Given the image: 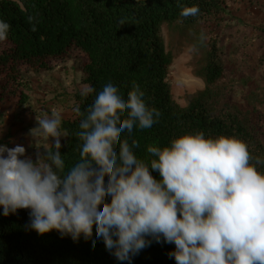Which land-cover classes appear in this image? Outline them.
<instances>
[{
    "label": "clouds",
    "instance_id": "clouds-1",
    "mask_svg": "<svg viewBox=\"0 0 264 264\" xmlns=\"http://www.w3.org/2000/svg\"><path fill=\"white\" fill-rule=\"evenodd\" d=\"M199 11L181 6L183 17ZM27 19L36 31L35 18ZM10 28L0 19V41ZM95 91L84 86L81 95ZM144 97L135 81L126 96L108 82L85 113L77 106L80 159L67 169L56 112L36 117L38 126L30 130L32 137L51 138L54 151L44 148L33 160L22 145H0L3 215L30 209L32 230H56L73 241L90 239L95 227L106 249L129 264L152 240L174 244L168 255L176 264H264V172L257 167L264 160L236 136L203 131L186 132L162 148L149 145L148 155L139 157L138 141L122 134L158 122L161 113Z\"/></svg>",
    "mask_w": 264,
    "mask_h": 264
},
{
    "label": "trees",
    "instance_id": "trees-1",
    "mask_svg": "<svg viewBox=\"0 0 264 264\" xmlns=\"http://www.w3.org/2000/svg\"><path fill=\"white\" fill-rule=\"evenodd\" d=\"M227 1L0 0V19L11 25L8 38L0 41L4 46L0 52V104L12 98H17L18 108L27 104L24 69L48 71L51 61L68 60L78 52L83 56V83L96 91L87 97L75 94L74 109L78 106L85 113L108 82L126 96L135 81L144 91L149 107L161 113L152 128L137 127L132 133L122 134L129 143L138 141L139 157L148 155L149 145L162 148L186 132L203 131L206 137L236 136L247 143L253 157L264 160V85L251 77L256 66L244 75L240 65L230 60L223 62L226 48L220 46L219 32H215L226 16ZM181 6H198L199 14L183 17ZM29 16L35 18L32 23L36 31L31 30ZM164 26L177 33L197 26L211 35L202 67L195 74L203 80L204 89L185 107L174 101L171 92L172 56L162 37ZM228 45L235 48L233 42ZM227 73L248 91L243 110L225 95ZM74 109L73 119L61 123L65 136L61 138L60 152L66 169L80 159V141L75 134L82 117ZM48 149L55 150L52 145ZM33 157L35 160L36 154ZM257 167L264 172V164ZM152 174L160 178L159 173ZM29 212L30 209H18L4 216L0 206V264H129L117 260L106 249L102 239H97L95 227L88 240L81 235L73 241L70 236L61 237L56 230L40 235L29 227ZM174 250V244L152 240L132 258L131 264H176L168 255Z\"/></svg>",
    "mask_w": 264,
    "mask_h": 264
},
{
    "label": "rangeland",
    "instance_id": "rangeland-1",
    "mask_svg": "<svg viewBox=\"0 0 264 264\" xmlns=\"http://www.w3.org/2000/svg\"><path fill=\"white\" fill-rule=\"evenodd\" d=\"M227 2L226 16L215 31L219 32L220 46L226 48L227 54L223 55L222 60L240 65L244 75L249 70L252 72L256 66L257 71L252 72L251 77L263 86L264 0ZM162 37L166 51L172 56L170 70L173 99L179 106L185 107L204 89L203 80L196 78L195 74L202 67L206 44L211 35L197 26L181 33L164 26ZM228 42H233L235 48L230 49ZM3 48L4 46H0V52ZM82 59L81 54L74 52L68 60L51 61L48 71L35 73L23 70L27 104L18 108L17 98L0 104V141L4 142L3 145L10 148L22 145L26 148V156L33 159L37 152L54 143L51 138L47 140L40 136L32 137L30 130L38 126L36 117L50 116L53 112L61 116V121L73 119L74 95L81 93L82 88L87 86L83 83ZM180 74L191 82L190 87L184 91L178 90ZM247 92V89L238 85L235 76L227 73L225 95L242 110L243 98Z\"/></svg>",
    "mask_w": 264,
    "mask_h": 264
},
{
    "label": "bare ground",
    "instance_id": "bare-ground-1",
    "mask_svg": "<svg viewBox=\"0 0 264 264\" xmlns=\"http://www.w3.org/2000/svg\"><path fill=\"white\" fill-rule=\"evenodd\" d=\"M180 79H179V84H178V90H185L188 89L190 87V81L188 79H186L183 74L179 75Z\"/></svg>",
    "mask_w": 264,
    "mask_h": 264
},
{
    "label": "crops",
    "instance_id": "crops-1",
    "mask_svg": "<svg viewBox=\"0 0 264 264\" xmlns=\"http://www.w3.org/2000/svg\"><path fill=\"white\" fill-rule=\"evenodd\" d=\"M48 149V148H47Z\"/></svg>",
    "mask_w": 264,
    "mask_h": 264
}]
</instances>
